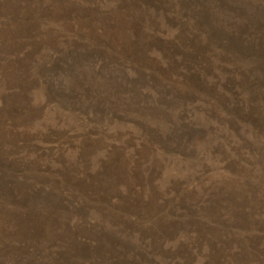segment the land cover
I'll return each instance as SVG.
<instances>
[{
    "label": "rangeland",
    "instance_id": "1",
    "mask_svg": "<svg viewBox=\"0 0 264 264\" xmlns=\"http://www.w3.org/2000/svg\"><path fill=\"white\" fill-rule=\"evenodd\" d=\"M0 264H264V0H0Z\"/></svg>",
    "mask_w": 264,
    "mask_h": 264
}]
</instances>
